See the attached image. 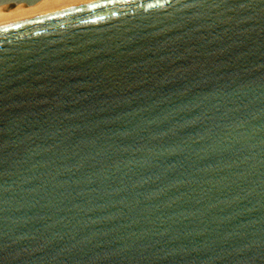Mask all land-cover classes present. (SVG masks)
<instances>
[{
	"label": "water",
	"instance_id": "water-1",
	"mask_svg": "<svg viewBox=\"0 0 264 264\" xmlns=\"http://www.w3.org/2000/svg\"><path fill=\"white\" fill-rule=\"evenodd\" d=\"M0 264H264V0L0 19Z\"/></svg>",
	"mask_w": 264,
	"mask_h": 264
},
{
	"label": "bare ground",
	"instance_id": "bare-ground-1",
	"mask_svg": "<svg viewBox=\"0 0 264 264\" xmlns=\"http://www.w3.org/2000/svg\"><path fill=\"white\" fill-rule=\"evenodd\" d=\"M78 1H82V0H42L31 7H27L25 5H18L13 8L0 7V19L16 16L20 14L40 11L44 9L54 8ZM5 9L8 11L7 13L5 12Z\"/></svg>",
	"mask_w": 264,
	"mask_h": 264
},
{
	"label": "rangeland",
	"instance_id": "rangeland-1",
	"mask_svg": "<svg viewBox=\"0 0 264 264\" xmlns=\"http://www.w3.org/2000/svg\"><path fill=\"white\" fill-rule=\"evenodd\" d=\"M5 12L7 13L8 11L5 9Z\"/></svg>",
	"mask_w": 264,
	"mask_h": 264
}]
</instances>
